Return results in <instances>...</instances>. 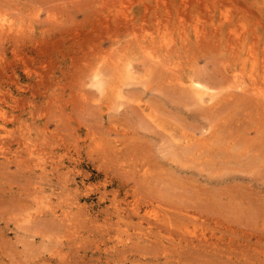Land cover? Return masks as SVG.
Returning <instances> with one entry per match:
<instances>
[{
    "label": "rangeland",
    "instance_id": "1",
    "mask_svg": "<svg viewBox=\"0 0 264 264\" xmlns=\"http://www.w3.org/2000/svg\"><path fill=\"white\" fill-rule=\"evenodd\" d=\"M3 20L0 264H264V0H0Z\"/></svg>",
    "mask_w": 264,
    "mask_h": 264
},
{
    "label": "bare ground",
    "instance_id": "2",
    "mask_svg": "<svg viewBox=\"0 0 264 264\" xmlns=\"http://www.w3.org/2000/svg\"><path fill=\"white\" fill-rule=\"evenodd\" d=\"M13 24L12 23H8L6 20H3L0 22V30L5 31L6 29H13ZM145 52V55L147 56V58L149 59V61L152 64H157L158 61V57L156 56V54H154L151 51H146V50H141V52ZM143 52V53H144ZM142 53V54H143ZM121 56V55H119ZM120 59V58H119ZM129 60H127L128 62ZM118 66L119 67H123V74L121 75L122 77L125 78V80L127 81H134V79H136L135 77V72L132 69V64L131 63H124L123 64V60L120 59L118 60ZM234 84L231 86L234 90L238 91L240 90L241 92H248L249 90L246 89V84L245 81H241L238 79H235V76L232 77ZM94 84L95 86L100 90L101 93H104L107 90L106 87V83L103 77H101L99 74H95L94 76ZM188 86L191 90L192 96L195 99V101L201 105L203 104H212L215 105L218 103L217 98V92H216V88L208 85L207 83L203 82L200 79L197 78H190L188 80ZM252 94H254L255 96H258L259 98H261L262 100H264V92L258 90L257 88H253L251 90ZM118 98H123V95L121 93L120 90H117L116 93ZM122 102L124 101V99H121ZM120 100V101H121Z\"/></svg>",
    "mask_w": 264,
    "mask_h": 264
}]
</instances>
